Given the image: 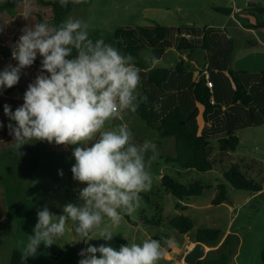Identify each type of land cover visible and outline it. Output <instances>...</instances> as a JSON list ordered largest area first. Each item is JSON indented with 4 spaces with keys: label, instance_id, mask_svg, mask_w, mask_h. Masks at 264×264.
<instances>
[{
    "label": "rangeland",
    "instance_id": "374dc122",
    "mask_svg": "<svg viewBox=\"0 0 264 264\" xmlns=\"http://www.w3.org/2000/svg\"><path fill=\"white\" fill-rule=\"evenodd\" d=\"M31 4L32 9L37 11L32 10L29 21L23 18L28 11L24 6L25 3L24 7H19L18 10L21 12L16 16L6 11L0 13V71L10 64V59H5L2 54L18 41L22 34L21 30L29 22L38 23L40 17H43L40 11L43 9L37 4V0H31ZM160 4L159 0H134L131 13L137 15V12L145 6L151 23L155 20L154 22L160 26H163V23L174 26L195 24L201 29L200 32L203 34L206 32L209 38H214L216 50L213 53L218 54L220 60L229 61L230 67L237 68L245 65L258 68V58L264 55V16L256 12L254 8L264 6V0H163L169 12L159 9ZM219 6L233 8L236 17L218 14L213 8ZM237 9L239 10L236 11ZM85 14L84 10L79 11L74 18L86 22L87 20L83 19ZM145 22L148 23V20ZM133 26L121 27L120 25L116 31L120 28H133ZM205 26L208 27L205 28ZM216 31L219 34H216ZM10 32L14 33V39H10L8 35ZM170 40L173 41L174 38L171 37ZM230 49L234 52L230 53ZM224 53L225 56L222 57ZM151 55L150 49H144L141 52L145 64L149 66L159 63L165 68H175L179 61L185 60L186 64L190 62L192 67L197 65L196 70L199 69L201 72L208 63L207 52L202 48L194 53L171 48L166 51L161 61H153ZM41 59L38 55L34 65L38 62L40 68ZM33 70L28 69L25 74H21L17 85L0 91V102L4 105L8 104L13 112L23 104L24 93L37 75L36 68ZM141 74L143 83L146 70H142ZM148 85L154 87L149 81ZM141 87L138 88L141 97H145L143 93L146 92L151 103L161 102V106L156 109L155 122L171 110L170 106L163 105V102L168 104L179 102L174 93L157 92L155 87L153 89L155 92L149 87H144L145 92H143V87ZM182 94L186 97L187 90L183 88ZM187 102H183L180 108L187 115L196 114L195 111L188 112L192 107L187 105ZM3 107L0 106V122L4 125L0 128V264H10L13 251H23L28 236L32 235L37 223L38 210L47 206L53 213L63 214L62 207L66 203H80L79 189L85 185L72 178L71 167L75 163L72 148L65 149L54 143L32 141L33 144L21 148L23 155L19 156L12 146V137L7 131L10 121L4 115ZM122 117V119L109 121L106 129L111 130L121 123L127 124L134 134L135 142L142 143L145 139L153 141L157 145L159 155L151 166V189L141 193L139 208L132 215L124 214L121 224L112 230L117 235L126 236L128 243H140L148 238L174 239L177 246L169 249L158 264H185L183 253L187 246H191L196 231L181 235L170 225V220L178 215H185L193 219L197 230L208 227L222 230L221 241L214 244L215 246L210 245L212 248L207 255L208 260L220 259L226 254L230 259V264H262L264 191L254 194L234 189L229 185L232 204L212 205V201L217 195V185L226 183L224 172L234 164L240 166L242 173L254 176L256 180H264V125L239 130L237 136L240 139V147L235 153L219 151L217 139L212 137L210 144L216 168L204 173L183 169L175 163V139L162 138L160 133L150 128L136 112L127 111ZM197 120L201 123L202 130L210 132V129L205 126L201 113L197 116ZM60 171L63 172V176L59 174ZM165 176L184 185L199 182L210 188L202 196L183 203L187 210H176L175 207L179 201L163 187L162 181ZM127 217L137 222V226H132ZM154 219L159 221L158 225L146 226L144 224L145 221L151 222ZM108 225L109 222L106 219L102 226ZM93 235L98 237L99 232L96 231ZM224 237H227V240H223ZM77 239L79 237L69 232L51 247L46 248L41 244L38 248V255L30 258L36 264H78L83 258L79 255L81 250L89 245L98 247L104 244L103 239H93L87 244L84 242L72 244ZM236 254L239 257L235 260Z\"/></svg>",
    "mask_w": 264,
    "mask_h": 264
},
{
    "label": "clouds",
    "instance_id": "9594fccd",
    "mask_svg": "<svg viewBox=\"0 0 264 264\" xmlns=\"http://www.w3.org/2000/svg\"><path fill=\"white\" fill-rule=\"evenodd\" d=\"M24 3L28 11L23 18L29 21L31 0ZM59 3L66 7L69 0ZM21 32L11 51L16 65L0 71V91L17 85L22 71L33 66L38 55L42 59L23 104L14 112L8 104L3 107L12 146L19 156L32 141L72 148V178L85 185L79 189L80 203H66L63 214L47 206L38 210L37 223L21 252L26 264L38 255L41 244L51 247L69 232L79 237L72 244L93 239L111 242L117 235L112 229L121 224L124 214L132 215L139 208L141 193L151 189V166L159 152L151 140L135 142L127 124L106 129L109 121L136 112L147 99L139 95L142 70L131 54L102 38L93 40L88 23L72 17L59 25L29 22ZM59 174L63 176L62 171ZM106 219L109 225L102 226ZM96 231L98 237L93 235ZM176 246L171 238H148L119 249L110 243L89 245L79 253L83 258L78 264H158Z\"/></svg>",
    "mask_w": 264,
    "mask_h": 264
},
{
    "label": "trees",
    "instance_id": "16d2710c",
    "mask_svg": "<svg viewBox=\"0 0 264 264\" xmlns=\"http://www.w3.org/2000/svg\"><path fill=\"white\" fill-rule=\"evenodd\" d=\"M23 4V0H0V13L6 11L14 16L16 9ZM37 4L44 10H40L45 17V19L40 17V22L47 21L51 25H59L73 10V2L70 0L66 7H62L59 0H37ZM213 9L226 17H230L234 10L222 6ZM254 10L264 16L263 5ZM200 30L194 25L168 28L159 24L152 27L120 28L115 32V41L116 47L122 53L131 54L137 66L141 70H146L149 83L158 91L182 94L183 88L187 90L185 96L193 104L188 112L195 111L196 114L187 115L178 102L172 104L163 102L162 104L169 105L171 110L155 122L156 109L161 106V102L151 103L147 96V99L139 104L136 113L146 121L150 128L157 130L162 138L175 139V163L183 169L205 173L216 168L210 144L212 137L217 139L219 151L235 153L240 147V139L237 136L239 130L264 125V55L258 58V68L245 65L232 68L229 66V61L224 62L219 59L218 54L213 53L216 50L214 38H209L206 32L203 34ZM171 37L174 38L173 41H169ZM175 45L179 51L194 53L202 48L207 52L208 63L205 69L209 73V81L213 83L212 89L208 87L202 70L195 79L191 77L194 72L189 70L185 60L179 61L173 69H151V66L145 64L141 56L142 50L150 49L152 60H161L165 52ZM229 52L233 53L234 50L230 49ZM224 56L225 53L222 57ZM175 75L181 76L180 81L185 80L187 84L179 82L178 86L174 80ZM0 106H4V103L0 102ZM199 113L210 132L201 129V123L197 120ZM223 125L224 128H222ZM224 178L226 183L217 185V195L212 205L233 203L229 196V185L234 189L254 194L264 190V180H256V177L242 173L240 166L236 164L224 172ZM162 184L179 201L175 207L176 210L183 211L187 210L183 203L202 196L210 188L199 182L184 185L169 176L164 177ZM127 220L132 226H137V222L128 217ZM144 224L146 226L158 225L159 221L154 219L151 222L145 221ZM170 225L181 235L196 231L193 237L194 243L198 242L207 246L219 243L223 237L222 230L218 228L208 227L197 230L193 219L185 215L176 216L170 220ZM109 243L113 248L119 249L121 245H126L128 240L126 241L122 235H116L111 242L104 241L103 245ZM21 252L20 250L13 251L10 264H23ZM97 256L99 257V253ZM26 264L36 263L29 257ZM198 264H230V259L224 254L220 259L208 260L206 257ZM262 264H264V250Z\"/></svg>",
    "mask_w": 264,
    "mask_h": 264
},
{
    "label": "crops",
    "instance_id": "0c3cea01",
    "mask_svg": "<svg viewBox=\"0 0 264 264\" xmlns=\"http://www.w3.org/2000/svg\"><path fill=\"white\" fill-rule=\"evenodd\" d=\"M70 1L73 2V10L69 13L67 18L68 17L74 18L78 14L79 11L84 10L86 12V14L83 17V19L87 20L86 23H88V25H89L90 38H92L93 40L102 38V39H104L105 43L111 44L114 47L117 46L116 41H115V31L120 25H121V27L133 26V25L134 26H144V27H150L151 26L152 27L156 24V22H154L155 20H152V23H151V20H149L148 10L145 6L143 7V9H141L139 12H137V15L131 13L134 0H70ZM159 1L161 3L159 6V9H162L164 12H169V8L163 4V0H159ZM167 1H169V0H167ZM23 5H21V7L25 6V5L24 6ZM18 9H16L15 16L21 12V10H18ZM21 9H23V8H21ZM238 10L239 9H237L236 11H238ZM33 11H37V10H33ZM22 14H24V13H22ZM230 17H236L235 10H233V14ZM125 18H127V19L125 20ZM129 19L131 21L133 20L134 22H131ZM147 20H148V23L145 22ZM161 21H163V20H161ZM142 23L143 24L146 23V24L143 25ZM162 25L164 27H168V28L181 27V26H174L173 24L170 25V24H165V23H163ZM187 25H194L196 28H198L195 24H187ZM106 27H107V30H106ZM205 27H208V26H205ZM216 33H218V32H216ZM8 35H9L10 39H12V38L14 39V37H15L13 32H10ZM4 45H6V43H4ZM171 48L177 49L176 45L172 46ZM171 48H169V49H171ZM11 51H12V47L7 52L3 53L2 57H5V59L9 58L10 64L15 66L17 62L14 59H12ZM165 55H166V52H165L164 56L162 57V59L165 57ZM161 60H157V61H161ZM190 64L191 63L188 62V64H186V65H188L189 70L191 72H194L191 77L193 79H195V77L198 75V73H200V70L199 69L196 70V68H198L197 65H195V67L194 66L192 67V66H190ZM7 65H9V64H7ZM35 65L33 64V66H31L30 68L23 70L22 74H25L28 71V69L33 70V68H36L37 73H38V70H39L38 62H36ZM154 66H151V69L152 68H165V67L160 66L159 63H155ZM165 69H173V68H165ZM141 76H142V74H141ZM25 77H30V76H25ZM143 79H144V82L141 84V86L143 87V88L141 87L143 89V92H145L144 87H149L150 90H153L154 87H151L148 85L146 74L143 75ZM180 79H181V76H177V75L174 76V80L176 83H178V86H179V82H181V84H184V85L187 84V81H185V80L180 81ZM157 92H159V91L157 90ZM143 94H144V96L148 95V94H146V92ZM175 95H177V97L179 99L178 103L180 104V106L182 105L183 102H186V101H188L187 105H190L191 107L193 106L192 101L187 100L186 97H183V94H179V95L175 94ZM186 110H187V108H186ZM122 118L123 117H120V119H122ZM192 240L193 241H192L191 246L189 245L186 247V250L183 253L184 256H185L186 252L191 251L195 247L194 239H192ZM223 240H227V237H224ZM211 248H212V246L205 245V249H206L205 258L207 257L208 253L211 252ZM237 257H239V256L236 254L234 256V259L236 260Z\"/></svg>",
    "mask_w": 264,
    "mask_h": 264
},
{
    "label": "water",
    "instance_id": "95a60500",
    "mask_svg": "<svg viewBox=\"0 0 264 264\" xmlns=\"http://www.w3.org/2000/svg\"><path fill=\"white\" fill-rule=\"evenodd\" d=\"M205 245L196 242L195 247L186 253L184 257V263L185 264H198L200 260H203L205 258Z\"/></svg>",
    "mask_w": 264,
    "mask_h": 264
},
{
    "label": "built area",
    "instance_id": "2783aa9c",
    "mask_svg": "<svg viewBox=\"0 0 264 264\" xmlns=\"http://www.w3.org/2000/svg\"><path fill=\"white\" fill-rule=\"evenodd\" d=\"M202 71H203V73L206 76L208 87L212 89L213 88V83L211 81H209V73H208V71L205 68L202 69Z\"/></svg>",
    "mask_w": 264,
    "mask_h": 264
}]
</instances>
